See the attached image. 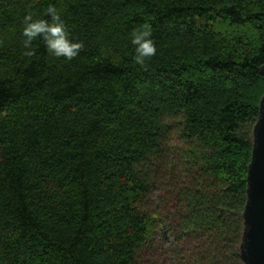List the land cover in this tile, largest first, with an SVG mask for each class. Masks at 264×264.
Segmentation results:
<instances>
[{"label": "trees", "instance_id": "obj_1", "mask_svg": "<svg viewBox=\"0 0 264 264\" xmlns=\"http://www.w3.org/2000/svg\"><path fill=\"white\" fill-rule=\"evenodd\" d=\"M262 66L264 0H0V264H242Z\"/></svg>", "mask_w": 264, "mask_h": 264}, {"label": "water", "instance_id": "obj_2", "mask_svg": "<svg viewBox=\"0 0 264 264\" xmlns=\"http://www.w3.org/2000/svg\"><path fill=\"white\" fill-rule=\"evenodd\" d=\"M260 71L264 77V66ZM242 221L239 246L242 264H264V94L252 130V152L247 169Z\"/></svg>", "mask_w": 264, "mask_h": 264}, {"label": "rangeland", "instance_id": "obj_3", "mask_svg": "<svg viewBox=\"0 0 264 264\" xmlns=\"http://www.w3.org/2000/svg\"><path fill=\"white\" fill-rule=\"evenodd\" d=\"M145 258H147V257H145Z\"/></svg>", "mask_w": 264, "mask_h": 264}]
</instances>
